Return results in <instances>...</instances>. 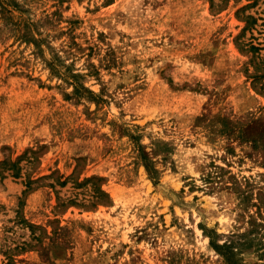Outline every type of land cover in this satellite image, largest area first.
Masks as SVG:
<instances>
[{"label":"rangeland","instance_id":"rangeland-1","mask_svg":"<svg viewBox=\"0 0 264 264\" xmlns=\"http://www.w3.org/2000/svg\"><path fill=\"white\" fill-rule=\"evenodd\" d=\"M27 149L0 264H264V0H0V163Z\"/></svg>","mask_w":264,"mask_h":264},{"label":"trees","instance_id":"trees-1","mask_svg":"<svg viewBox=\"0 0 264 264\" xmlns=\"http://www.w3.org/2000/svg\"><path fill=\"white\" fill-rule=\"evenodd\" d=\"M252 48H256V47L252 46ZM252 77L254 79L257 78L256 75H253ZM74 87H75V93L76 94L79 92V90H83V91L87 92L88 96H90L91 98H94V100H99V98H100V95L94 93L93 91H91L90 89H88L87 87H85L83 85H78L77 83H75ZM37 153L38 152L33 150V149H27L25 151V153L21 157H19L17 160L13 161L10 158H6L5 160H3L0 163V175L4 172H8V170H12L11 175L15 178H20L22 176V171H23V167L20 165L21 162L23 160H26L28 163H33V161L36 160V158H37L36 157ZM208 177H209V179L212 178L210 175ZM42 178H46V177L43 176V177H40L38 179H32L31 177L27 178V181L25 182V187H26L25 192L27 193V192H31L32 190H34L35 187L33 186V183L41 180ZM215 178H218V177L216 176V177H214V179ZM205 180H208V179H205ZM208 182H210V181H208ZM65 184H66V181L60 182V185H65ZM95 191L101 197L108 196V194L104 190H102L101 188H97V189H95ZM99 203L100 202H97L94 205H97ZM72 204L75 205L76 202L72 201ZM211 244L213 245V247L215 249H217L218 251H221V254H223L224 256H226L228 253L229 254L234 253V250H233L234 244L232 242H225L224 244L219 245V244L215 243V241H211Z\"/></svg>","mask_w":264,"mask_h":264}]
</instances>
